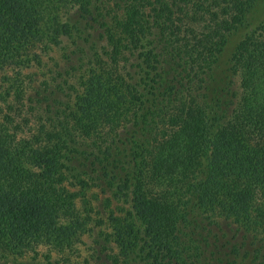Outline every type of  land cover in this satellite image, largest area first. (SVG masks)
Wrapping results in <instances>:
<instances>
[{"label":"trees","instance_id":"trees-1","mask_svg":"<svg viewBox=\"0 0 264 264\" xmlns=\"http://www.w3.org/2000/svg\"><path fill=\"white\" fill-rule=\"evenodd\" d=\"M256 2L0 0V264H264Z\"/></svg>","mask_w":264,"mask_h":264},{"label":"rangeland","instance_id":"rangeland-1","mask_svg":"<svg viewBox=\"0 0 264 264\" xmlns=\"http://www.w3.org/2000/svg\"><path fill=\"white\" fill-rule=\"evenodd\" d=\"M262 21H264V0H257L253 10L248 15L247 23L249 27H252ZM241 32L242 31L238 32V34H241ZM236 38L237 36L234 37L226 47L225 53L221 58L222 68L231 49V45L236 41ZM4 73L5 72H0V79ZM88 195L92 207V213L90 215L91 219L93 222L100 221L101 225L100 227H95L91 235H85L82 237V243L75 246L81 257L88 254L87 246L91 245V242L94 238H97V235L100 232H109L113 225L123 226V222L128 218L129 212L131 211L129 199L120 195H115L105 186L92 189ZM77 205L80 207V202H77ZM83 244H85V246ZM42 251H44L43 248H41V252Z\"/></svg>","mask_w":264,"mask_h":264}]
</instances>
